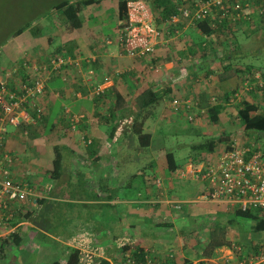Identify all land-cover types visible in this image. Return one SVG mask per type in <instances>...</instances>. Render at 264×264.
Listing matches in <instances>:
<instances>
[{"label": "crops", "instance_id": "0c3cea01", "mask_svg": "<svg viewBox=\"0 0 264 264\" xmlns=\"http://www.w3.org/2000/svg\"><path fill=\"white\" fill-rule=\"evenodd\" d=\"M87 11L86 8L83 14H85L84 17L89 18ZM117 15L116 24L110 30L114 31V36L105 34V28L102 25L99 27L84 23L80 31L69 33L62 30L61 43H56L50 37L49 43L21 44L24 52L20 55H27L30 59H20V61L28 60L38 65L46 64L49 57L61 50L64 51L63 53H69L70 56L79 57L82 60V67L70 66L63 74H53L46 79V93L39 103L41 109L50 117L49 121L53 129L51 135L54 136L52 138L56 137V140L52 141V145L48 147L43 142L45 135L28 139L36 147L32 161H39L38 166L27 167L32 169V176L21 172V164L17 163L16 155H14L15 153L19 156L25 150L19 145L21 143L19 130L12 128L11 134L6 139L7 151L15 156V161L8 165L13 177L29 181L34 187L37 199H50L54 207L63 208L62 212L67 224L56 231L42 228L39 226V223L45 224L43 221L45 213L39 211L42 205L31 202L32 207L39 206V209L34 211L32 220L22 217V221L13 228L11 234L16 230L20 236V242L18 245H9L4 250L5 253L0 254V264H49L54 260L66 263L69 253L67 247L80 249L83 253L87 250L94 251L101 257H108L113 264H119L121 241L133 242L139 238L146 239L143 246L150 249L151 253L159 254L164 258L170 254L169 252L175 251V258L180 261L181 254L177 250L182 247V238L179 231L175 233L176 239L173 244L170 243L171 238L163 234L155 236L154 239L150 237V232L154 229L165 228V232L166 229H170L172 234L174 233V229L178 228L175 223L181 214L169 205V202L174 200H169L167 194L171 192V197L176 196L174 197L176 201L177 197H183L184 192L192 186L189 182L182 183L181 180L169 181L168 179H173L172 176L168 178L171 174H168V171L159 170L158 165L164 155L154 156L153 153L163 154L164 148H155L154 144L158 137L163 141L167 131L163 132L160 129L155 133L150 127V122L145 123V132L151 133L152 141L144 154L148 155L151 152L153 161L148 162L144 168L133 169L132 171L136 170V172L132 178L123 177L122 179L120 158L124 156L135 158L141 154V152L126 151L127 146L124 144L126 137L122 138L126 128L132 135L131 128L128 127L133 126L134 122V117L129 114L130 108L134 107V99L140 93L141 87L164 89L166 85L170 93L165 97V101L159 103L161 107L164 106L163 103L167 104L168 99H191L190 97L195 96L203 98L210 96L209 104L215 100V103L226 105L227 101L224 102L226 95H232L233 92L236 95L238 91L241 92L251 86V91L246 94L256 97L261 91L264 57L259 58L257 55L261 53V49L264 51V29L257 31V22H248L246 19L235 25H226L228 27L224 29L227 34L224 35L235 32L231 40L237 39L230 43L223 40L220 34H218L221 38L220 42L213 43V40L207 39L199 31L197 25L189 21H183L177 25L165 24L162 25L163 35L157 41L155 52L143 59H135L128 56L119 44L118 12ZM253 35L257 37L255 41L260 43H243L245 38L251 40ZM207 42L213 43L211 51L210 47L205 45ZM251 49L258 51L252 54L254 58L248 59ZM227 53L229 57L222 58ZM200 61L202 62L199 63ZM203 62L205 66L208 65L206 75L203 77L207 81L205 86H201L203 79L201 80L196 74V70L201 69L199 64L202 65ZM18 68L21 69L19 71L21 76L28 74L21 66L18 65ZM33 76H36L35 72ZM253 80L255 82H251ZM98 88L100 92L97 91ZM235 91H237L236 94ZM201 102L205 105V101ZM230 102L234 100L231 98ZM68 111L84 116L75 129L72 128ZM125 113L128 114L125 115ZM127 120L132 122L126 123ZM114 127L116 128L113 134ZM88 140L91 141L90 144L86 143ZM55 145L64 149L63 164L65 166L63 178L56 183L50 180ZM43 167L46 169H43L41 175L40 170ZM172 174L176 175V173ZM159 175L164 178L161 189H158L156 184V178ZM80 176H82L81 179ZM41 177L45 179V182H41ZM67 183L72 185L71 189L77 187L82 196H78L77 199H70L69 195L61 196L57 193L52 196L51 191L54 189L56 191L67 189ZM116 189L131 194L114 197L111 191ZM84 192H90L93 196L96 194V200H89V198L84 200L86 198ZM110 194L113 197H110ZM69 203L77 205L75 207L77 213H74L73 207H69ZM80 205H97V208L102 205H123L127 211L120 215L135 217L131 222L134 226H122L118 215L114 222L105 216L107 226H98L99 222L81 218L85 216L83 213L86 211L78 213ZM21 211L25 214L28 212V207L25 205ZM91 211L94 210L91 209ZM191 212L193 210L187 211V213ZM100 213L103 215L104 211ZM108 214L110 216L114 212ZM52 215L53 211L47 218ZM110 223L113 224L112 227H109ZM167 239L169 242L166 241Z\"/></svg>", "mask_w": 264, "mask_h": 264}, {"label": "rangeland", "instance_id": "374dc122", "mask_svg": "<svg viewBox=\"0 0 264 264\" xmlns=\"http://www.w3.org/2000/svg\"><path fill=\"white\" fill-rule=\"evenodd\" d=\"M60 1L62 0H0V67H6L7 70L13 67L18 68L19 62H24L20 61V59H30L27 57V55H20V53L24 52L21 49L22 43H49L48 39L50 37H52V40H54L56 43H61L60 40L62 39L61 37L63 36V32H61L60 27L62 24H64V22L62 19L59 21L61 12L54 8V6ZM119 1L120 0H104L102 3L87 7V15L89 14V18L85 16L84 23L89 24L90 26L95 25L100 27V25H102L105 28V34L114 36V31L110 30L116 24L115 19H118L117 12L119 13ZM122 22L123 21H118L120 25ZM118 23L117 25L119 26ZM23 28L25 29L23 34L12 38V35H14L18 29ZM91 33L93 34V32ZM65 37H67V35H65ZM255 38L257 37L254 35L252 36L251 40L245 38L243 43H260L259 41H255ZM228 41H230L229 37L227 38L226 42L228 43ZM257 51L258 50L253 49L249 50L250 55H248L247 58H254L252 57V54H256ZM262 51L263 49H261V53L257 55L259 58L264 57V51ZM201 62L202 61L199 63ZM204 64V62L202 65L199 64L201 69L196 70V74H198L201 80L206 75L205 73L208 66H205ZM18 70L21 69L18 68ZM262 80H264V77H262ZM251 82H255V80ZM206 83V79H203L200 84L201 86H205ZM249 91V89H243L241 92L238 91L236 95L232 93L231 98L234 100V102L231 103L230 99L227 100L225 103L227 108L225 111H223L222 119L219 124L211 123L210 119L205 113L206 101L210 99V96H206L204 98L198 96L190 97L195 102L200 103L203 106L202 109H204V111H202V109L194 110L192 112V120L189 119L188 114L176 113L172 109L170 106L172 99H168L167 104L163 103L164 106L162 107L160 104L152 107L150 109L149 115L146 118V122H150V127L153 128L152 130H154L155 133L160 129L163 132L167 131V133L163 136V141L160 139V137H158L156 138L154 144L155 148H164L163 154L161 152H155L153 155L165 156L166 152L173 151L178 156V159H180L182 164L181 172H177L176 175L167 172L168 174H171L168 176V178L171 176L173 178L168 180H181L182 183L189 182V184L192 185L188 191L184 192L183 197L176 198V202L179 201L182 205V208L178 210V213L181 215L178 217L177 222L175 223L178 228L174 229V233L172 234L170 229H166L167 231L165 232V228H158L159 230L154 229L150 232V237L152 239L156 238L155 236L163 234L164 236L171 238L170 243L173 244L174 240L176 239L175 233L176 231H179V235L182 238V247L177 251H179L181 254L179 256L181 263H186L188 260L190 264H194L200 261V259L210 258L204 256H206L207 251H209V249L206 248V245L209 241L212 231L215 229L217 231V236L221 235V240L229 241L232 244L231 247L234 244L242 245L246 250V254H255L256 251L259 250V244L264 239L263 232L257 233L251 229L252 220L236 216L234 214L235 210L231 209L230 207L218 205L217 203L207 200L206 188L208 184L205 181H200L194 175L188 173L191 167L195 169L208 160L211 161L216 159L228 145L232 146L234 142H238L241 145L246 144V142L249 141H255L260 144L261 147H264V134L246 129L241 118L240 113L242 110L241 108L244 106L243 101L247 99L252 100L253 98H256V102L259 104L260 108H262L261 103L263 97L260 95V93L256 97H253L251 94H246L249 93ZM201 101H205V105H203ZM194 126L197 127L194 128ZM10 129H12V127ZM52 131L53 129L50 132L44 134L46 137H44L43 142L48 147L52 145V141L54 142L56 140V137L52 138L54 137L51 135ZM223 134H229L230 139L228 142H223L222 144L218 145L219 147L214 152L202 153L199 151H194L192 146L204 143L209 139L219 137ZM130 135L131 134H129V132H124V135L122 136V138L126 137V143L124 144L127 147L125 150L130 153L141 152V154L135 158H129L126 156L120 158L119 162L120 166L122 167L120 169L122 170V179L123 177L129 179L132 178V175L136 172V170L133 172V169L144 168L148 162L151 163L153 161V156L151 155L152 153L150 152L148 155H145L144 152L146 147L141 146L138 142L139 140L132 139ZM29 138V135L26 136L22 133L21 137H19V139H21V143L19 145L24 147L25 150L23 153H20L19 156L15 153L14 155H16L17 163L21 164V172H24L25 175L27 174L28 176H32V169H27V167L29 165L38 166L39 161H32L33 151H35L36 147H34V144L29 142ZM200 154L206 155L207 160L202 161L197 165L196 162L199 161L195 159H197ZM24 163L26 164V167L22 165ZM162 163H164V166ZM165 163V158H163L161 163L158 165V167H160L159 170L167 171ZM43 169L46 168H41V175L43 174ZM147 171L149 172V170ZM80 178H82V176H80ZM158 179L163 185L164 178L159 175L157 177V180ZM158 189H161V187L159 186ZM111 193L114 197L120 195L128 196L131 194L126 191H118L117 189L111 191ZM167 195L169 200L175 201L174 197L176 196L171 197V192H169ZM184 198H186V200H184ZM37 203L38 202H36V204ZM32 206V203L27 205L28 211H38L39 206H36V208ZM69 207H73L74 213H77V210L75 209V207H77L76 204L69 205ZM97 207V205H80L78 213H83V210H85L86 213H83L85 216L81 217L83 220H90L94 221L95 223L99 222L98 226L105 227L107 226V223L104 220L105 216L114 222L116 221L117 215L121 216L127 211V208H125L123 205H102L99 206V208ZM55 208H57V213L52 217H45L43 221L48 228L56 231V229H61L67 223L65 219L66 217L62 212L63 208ZM91 209L94 211H91ZM98 210L99 214H97ZM190 210H193V212L187 213V211ZM103 211L104 213L102 215L100 212ZM89 212L92 213L90 214ZM113 212L114 214L109 216L108 213ZM232 219H236V221L231 223L230 220ZM88 226L92 227L94 225ZM112 226L113 224L110 223L109 227ZM166 241L169 242L168 239ZM226 248L227 247L216 249L214 251L213 257L222 256L225 254L224 250H226ZM162 254L164 255L165 253Z\"/></svg>", "mask_w": 264, "mask_h": 264}, {"label": "built area", "instance_id": "2783aa9c", "mask_svg": "<svg viewBox=\"0 0 264 264\" xmlns=\"http://www.w3.org/2000/svg\"><path fill=\"white\" fill-rule=\"evenodd\" d=\"M176 1L180 3L178 11L171 16L168 24L177 25L189 21L196 25L208 19H215L219 23L230 19L237 23L248 19V15L252 13L264 16V0ZM161 36L162 32L155 24L150 5L143 0L130 1L128 20L122 22L118 30V41L126 54L135 59L152 55ZM67 64H75L81 68L82 60L79 57L73 59L54 56L46 64L38 65L24 61L20 66L32 76L33 81L29 84L22 81V74L19 72L21 70L17 67L0 74V238L12 232L10 223L25 206L24 203L29 205L31 202H37V195L30 182L14 178L8 167L15 161V156L6 148L10 128L19 129L23 124L35 123L41 119L40 113L35 118L29 108L35 109L36 99L43 93L46 79L53 74H63ZM33 72L36 76H33ZM11 81L16 82L14 89L10 87ZM260 86V95L264 98V82H261ZM248 89L251 90V86ZM97 91L100 92V89ZM171 107L176 113L183 107L192 120V112L199 109V103L191 99L174 98ZM261 107L264 110L263 100ZM68 114L72 128L75 129L84 116L69 111ZM130 122L132 121H126ZM86 143L90 144L91 141ZM188 173L208 184L206 198L210 202L225 205L235 211H264V147L257 142L249 141L241 145L234 142L230 150H224L216 159L208 160L198 168L191 167ZM158 183L160 186L161 182ZM169 205L177 210L182 208L179 201H171ZM131 242L123 240L120 244L123 246ZM224 251L222 256L205 258L194 264H264V239L255 254H246L245 248L238 244ZM84 254L83 264H93L96 258L101 257L90 250ZM130 255L131 253L126 254L127 257ZM169 256L173 257L172 252ZM130 263L134 261L127 258L124 264Z\"/></svg>", "mask_w": 264, "mask_h": 264}, {"label": "trees", "instance_id": "16d2710c", "mask_svg": "<svg viewBox=\"0 0 264 264\" xmlns=\"http://www.w3.org/2000/svg\"><path fill=\"white\" fill-rule=\"evenodd\" d=\"M102 1L104 0H71V1L62 0L59 3H57L54 6V8L61 12L59 21L62 19L64 22V24H62V21H61V24H62L60 27L61 31L65 30V32L71 33V32H75L81 29L84 25V20H85L84 15H83L84 10L89 6L97 5L101 3ZM130 1H135V0H120L119 1V20L120 21L124 22L128 20V4ZM143 1H145L147 4L150 5L152 12H153L155 24L161 30L162 35H163L164 29H162V25H165V24L169 25L168 20L171 18L173 14L177 13L180 3L176 0H143ZM247 20L248 22H253V21L257 22L256 24L258 25V27L256 28L257 31L260 29H264V16H260L259 14L252 13L251 15H248ZM237 23L232 22V20L230 19H226L225 21L221 23H219L215 19L213 20L208 19L205 21H201L200 23H197L196 25L199 28V31L203 35H205L207 39L213 40V43H218V41L220 42L221 38L226 41L228 37L230 38V41H228V43H230V42H234L235 40L237 41V39L231 40L232 35H227L228 37L224 35V34H227V32L225 33L224 28L228 27L226 25H230V24L235 25ZM24 31H25L24 28L18 29L14 33V35H12L13 36L12 38H15L16 36L23 34ZM218 34H220L221 38L220 36H218ZM213 43L212 42L209 44L208 42L205 43V45H208V47H210V51L213 49ZM63 52L64 51L60 50V52L54 53L51 57L63 56L65 58L67 57H70L73 59L78 58V57L70 56L69 53L67 52L66 53H63ZM228 55H229L228 53L224 54L222 58L224 59L228 58L229 57ZM25 61H28V60H25ZM20 65L21 63L19 64V66ZM70 66L77 67L75 64H72V65L67 64L64 67V71L67 70V68ZM6 70H7L6 67H0V74L4 73ZM23 75L24 76H21V79L23 82H26L28 84L32 83L33 80H32L31 75L29 74H23ZM10 84H11L10 87L14 89L16 86V82L11 81ZM163 88L164 89L162 88L156 89L154 87H141L140 93L134 99V107H131L130 108L131 110L129 111V114H131L134 117L133 126L128 127V128H131V131H130L132 132L131 138L134 140H139L138 142L140 143V145L146 148L151 146V141H152L151 133L145 132V129H144L146 118L150 113V109L156 106L157 104H159L160 102H162L165 99V97L169 95L168 94L170 93L169 87L167 88V85H166ZM46 89H47V81L45 82V88H44L43 93L40 94L36 99L37 100L36 107L34 110H36L37 108L38 109L34 111L33 109L29 108L35 118L37 114L40 113L41 119L36 120L35 123L31 122L29 124H23L19 129H17L19 130L18 132H20L19 133L20 137L23 133L26 136L29 135L30 138H35L37 136H44V134L52 130V127H51L52 123L49 121L50 117L47 116L44 110L41 109L42 107L39 103V100L41 99V97L45 95ZM236 92L237 91H235V94ZM225 98L226 100L224 102L231 99V95H226ZM225 98L221 97V99H225ZM173 99L174 98H172V100ZM262 100L264 101V98ZM213 101H211V104H209L208 101H206L205 113L207 114L211 123L219 124V122L222 119L223 111L226 109V106L223 103H215ZM256 101H257L256 98H253L252 100L247 99L243 101L244 106L243 108H241L242 110L240 114H241V118L245 124L246 129L253 131V132H260L264 134V110L263 108H260L259 104ZM199 105H200L199 107V110H200L203 108V106L201 104ZM184 110L185 109H183L182 107L179 113H182ZM127 114L128 113H125V115ZM123 116H124V112H123ZM115 128L116 127H114L113 134L115 132ZM128 131L129 130L126 128L125 132L127 133ZM9 134H11V130ZM229 139H230L229 134L227 135L223 134L219 137L209 139L208 141L204 143H200L192 147L194 151H199L202 153L203 152H214L219 147L218 145L222 144L223 142H228ZM231 148L232 146L228 145L225 150H230ZM54 151H55V158L53 160V168L50 171L51 172L50 180H53L56 183V182H59L63 178V174L65 171V166L63 164L64 163L63 162L64 149L62 147H59L58 145L57 146L55 145ZM163 158H165V162H166L165 167L168 172L170 173L181 172L182 164L180 162V159H178V156L173 151L166 152ZM195 160L199 161V162H196L198 165V163H201L202 161L207 160L206 155L200 154L199 157ZM163 164L164 163H162V165ZM41 182H45V179L43 177H41ZM158 182H159V179L157 180L156 178V184L159 187ZM163 185L161 183L160 187ZM71 186L72 185L70 183H67V187H68L67 189L64 187H62L64 189H58L57 191L54 189L51 191L52 192L51 194L52 196H54L55 193L61 196L69 195L70 199H77L78 196L80 195L82 196L81 191L77 187H72L71 189ZM84 196H86L84 200H87V198H89V200L91 199L96 200L97 195L95 194L93 196L91 195L90 192H84ZM71 197H74V198H71ZM110 197H113L112 194H110ZM37 202L40 203V205H42V208L39 211H41L42 213H45L46 218L49 216V214L52 211H53V215L57 213V208L54 207L50 199L49 200L37 199ZM24 205H26L27 207L26 203H24ZM68 205H71V204L69 203ZM33 214H34V210L28 211L25 214H23L22 211H19L14 217V219L11 221L10 226H12L13 228L17 227V224L22 221V217H24L27 220L29 219L32 220ZM234 214L236 216H240V217L252 220L251 229L257 233L258 232L264 233V211L252 210V209H248L246 211L236 210ZM134 219L135 217H131V216L130 217L120 216V224L124 227H132L134 225H132L131 222L134 221ZM230 221L231 223H234L236 219H232ZM39 224H40L39 226H41L42 228L51 229V228H48L46 224H41V223ZM216 232H217L216 229L213 230L211 236L209 237V241L206 245V248L209 249V251H207V255L204 257H213L214 251L222 247L232 248L231 247L232 244L227 240H224V241L221 240L220 239L221 235L217 236ZM7 236H9L10 239L9 238L7 239ZM145 240L146 239L144 238L143 239L139 238L136 241H133L129 244L127 243L121 246L120 260L122 264L125 263L127 258L131 259V261H134V263H130V264H190L188 260L186 261V263H181V261H178L175 258L176 256L175 252H173L174 254L172 253L173 257L166 255L164 258L159 256L158 254L151 253L150 249L143 246ZM19 242H20V236L18 232H16V230L13 234L10 233L4 237H1L0 238V254L5 253L4 250L9 245H18ZM67 251L69 253H68V258H67L66 263H62L60 260H54L49 264H83L82 258L85 256V254L80 249L67 247ZM128 253H131L129 257L126 256V254ZM93 264H113V263L108 257H98L96 258Z\"/></svg>", "mask_w": 264, "mask_h": 264}, {"label": "clouds", "instance_id": "9594fccd", "mask_svg": "<svg viewBox=\"0 0 264 264\" xmlns=\"http://www.w3.org/2000/svg\"><path fill=\"white\" fill-rule=\"evenodd\" d=\"M261 77V76H260ZM264 82V80H262ZM251 91V90H250Z\"/></svg>", "mask_w": 264, "mask_h": 264}]
</instances>
